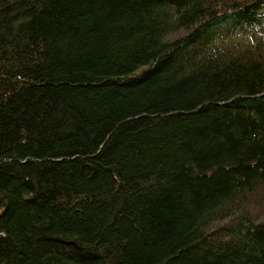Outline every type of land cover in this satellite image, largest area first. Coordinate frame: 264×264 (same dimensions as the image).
Instances as JSON below:
<instances>
[{"label":"trees","instance_id":"16d2710c","mask_svg":"<svg viewBox=\"0 0 264 264\" xmlns=\"http://www.w3.org/2000/svg\"><path fill=\"white\" fill-rule=\"evenodd\" d=\"M0 264H264V0H0Z\"/></svg>","mask_w":264,"mask_h":264}]
</instances>
